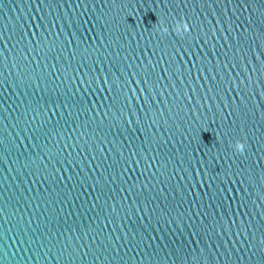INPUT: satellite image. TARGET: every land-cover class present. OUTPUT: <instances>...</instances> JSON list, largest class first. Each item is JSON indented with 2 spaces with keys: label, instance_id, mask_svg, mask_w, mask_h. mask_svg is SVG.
I'll list each match as a JSON object with an SVG mask.
<instances>
[{
  "label": "water",
  "instance_id": "1",
  "mask_svg": "<svg viewBox=\"0 0 264 264\" xmlns=\"http://www.w3.org/2000/svg\"><path fill=\"white\" fill-rule=\"evenodd\" d=\"M0 264H264V0H0Z\"/></svg>",
  "mask_w": 264,
  "mask_h": 264
},
{
  "label": "clouds",
  "instance_id": "2",
  "mask_svg": "<svg viewBox=\"0 0 264 264\" xmlns=\"http://www.w3.org/2000/svg\"><path fill=\"white\" fill-rule=\"evenodd\" d=\"M182 28H183L184 31H187V25L186 24H182V22L181 23H177L175 31L179 33L182 30ZM162 31L167 32L168 31L167 27H164L162 29ZM235 149H236V151L243 152L244 145L241 142H237L236 145H235Z\"/></svg>",
  "mask_w": 264,
  "mask_h": 264
}]
</instances>
